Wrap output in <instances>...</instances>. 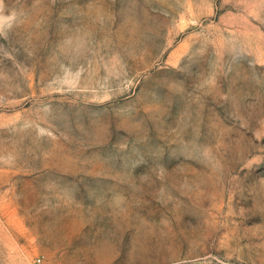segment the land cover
Segmentation results:
<instances>
[{
    "label": "rangeland",
    "instance_id": "rangeland-1",
    "mask_svg": "<svg viewBox=\"0 0 264 264\" xmlns=\"http://www.w3.org/2000/svg\"><path fill=\"white\" fill-rule=\"evenodd\" d=\"M151 263L264 264V0H0V264Z\"/></svg>",
    "mask_w": 264,
    "mask_h": 264
},
{
    "label": "built area",
    "instance_id": "built-area-1",
    "mask_svg": "<svg viewBox=\"0 0 264 264\" xmlns=\"http://www.w3.org/2000/svg\"><path fill=\"white\" fill-rule=\"evenodd\" d=\"M40 260H41L40 258H37V260H36V261H37V262H40ZM151 264H154V263H151Z\"/></svg>",
    "mask_w": 264,
    "mask_h": 264
}]
</instances>
